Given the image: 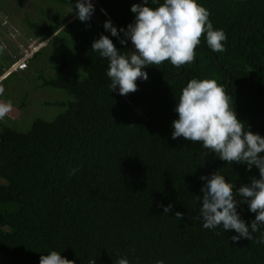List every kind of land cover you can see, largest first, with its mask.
<instances>
[{"label":"trees","instance_id":"1","mask_svg":"<svg viewBox=\"0 0 264 264\" xmlns=\"http://www.w3.org/2000/svg\"><path fill=\"white\" fill-rule=\"evenodd\" d=\"M197 2L209 10L214 29L226 33V51L212 52L202 37L194 62L180 68L169 61L147 66L142 70L148 79L137 80L138 90L126 96L119 95L118 87L110 91L109 61L92 51L101 35L122 52L134 50L130 39L120 43L123 33L112 36L100 27L84 44L61 30L66 20L57 8L39 10L43 22L25 21L40 42L54 35L48 44L63 47V53L46 63L51 76L43 68L32 78L25 70L24 76L40 82L39 89L60 90L69 99L44 103L63 108L50 121L37 118L19 131L0 125V211L21 210L20 222L9 232L0 228V264H39L41 255L53 250L75 264H89L92 258L96 264H116L121 257L129 264H264V243L233 242L238 233L222 226L203 228L202 199H195L203 196L202 176L219 170L236 192L253 176L259 178L258 168L227 164L200 143L172 139L177 99L194 78L223 85L237 118L264 137V0ZM134 3L142 0H98L94 13L119 32L134 23ZM161 3L149 0L147 6ZM85 27L80 32H87ZM43 50L27 60L29 69ZM71 51L79 72L71 68ZM150 189L156 192L151 198ZM169 204L171 211L164 213ZM177 211L184 214L180 220ZM237 212L248 224L255 219L247 204L238 203ZM253 236H264V228Z\"/></svg>","mask_w":264,"mask_h":264},{"label":"clouds","instance_id":"2","mask_svg":"<svg viewBox=\"0 0 264 264\" xmlns=\"http://www.w3.org/2000/svg\"><path fill=\"white\" fill-rule=\"evenodd\" d=\"M148 4L149 0H142V3L131 6L135 20L127 29L121 28L118 32L110 20L103 25L112 36L118 37L123 33L120 43L126 45L130 39L134 50H118L106 35L92 43V51L109 61L107 77L111 80L110 91L118 87L122 96L138 90L137 80L148 79L147 72L142 70L147 66L156 67L169 61L172 66L180 68L194 62L195 50L202 37L206 36L207 47L212 52L226 51V33L223 29H214L209 10L197 0H163L155 8ZM75 8L82 22L88 21L94 11L91 0H77ZM4 91L0 84V95ZM12 110L10 100L0 102V120ZM174 110L178 118L172 121V139L183 137L200 143L207 152L215 153L227 164H246L248 170L253 166L259 170V178L253 176L250 184L241 185L236 192L233 191L234 185L219 170L211 176H202L201 180L206 181L201 188L203 196L195 198L197 201L202 199L199 208L202 227L213 229L222 226L224 231L234 230L238 235L231 237L233 242L244 238L264 243V236H253L264 228V137L250 131L237 118L232 97L215 79H191L181 90ZM77 170L72 169V174ZM237 197L241 199L238 201ZM238 203L247 204L249 211L256 214L250 224L241 219L237 212ZM171 209L169 204L163 212L169 213ZM183 215L177 211L175 218L180 220ZM39 264H75V261L53 250L41 255ZM89 264H96V259H90ZM116 264H129V260L121 257ZM155 264H164V261L157 260Z\"/></svg>","mask_w":264,"mask_h":264},{"label":"rangeland","instance_id":"3","mask_svg":"<svg viewBox=\"0 0 264 264\" xmlns=\"http://www.w3.org/2000/svg\"><path fill=\"white\" fill-rule=\"evenodd\" d=\"M68 5H63L61 2H54L52 0H0V84L3 85L5 91L3 95H0V102L11 101L13 110L3 120H0L1 126H6L11 130L19 131L25 130L30 122L37 118L45 120H52L58 115L63 108L44 106L45 102H53L55 100L66 101L69 97L60 90L54 89H39L37 86L40 82H29L28 78L24 76L25 73H29V77H34V71L39 68H43L46 76H51L52 71L46 63L55 62L59 54L63 53L62 48L57 50L53 49L48 42L53 38L47 39L44 42H40L39 37L35 36V33L29 30L26 24V20L43 22L42 14L39 13L44 9L47 12H53L55 9H63V18L66 20L65 25L61 30H68L74 33L75 36L86 44V39L89 35H92L100 27L104 28L102 20L98 17V14L92 13L91 18L88 21H77L74 19L77 16V10L75 8L76 0H64ZM98 0H91L93 5L97 4ZM66 6V7H65ZM67 11V14L64 13ZM73 17H68L74 15ZM39 22V23H40ZM86 26L87 32H80ZM66 28V29H65ZM80 29V30H79ZM46 46L45 50H43ZM43 47V48H42ZM43 50L39 60L32 63V67L29 69L27 60L31 59L35 52ZM68 58L71 60V68L75 72H79L74 64L75 56L70 52ZM14 56H17V60L13 62ZM12 60V61H11ZM10 64V65H9ZM23 64L25 65L23 67ZM9 65V67H8ZM22 66L23 68H20ZM21 70H20V69ZM29 71H28V70ZM20 71H23L21 73ZM8 77L6 80L4 78ZM26 94V99L23 97ZM8 100H5V98ZM24 102V105H22ZM28 122V123H27ZM169 179V175L167 174ZM173 185V179L169 180ZM149 189V188H148ZM153 190V189H150ZM156 195V192L149 193V197ZM165 201H168L166 196H162ZM163 216L161 207H157ZM21 218L20 209H8L0 211V228L9 232L10 226L18 224ZM165 219L172 222V216H166ZM164 219V220H165Z\"/></svg>","mask_w":264,"mask_h":264},{"label":"water","instance_id":"4","mask_svg":"<svg viewBox=\"0 0 264 264\" xmlns=\"http://www.w3.org/2000/svg\"><path fill=\"white\" fill-rule=\"evenodd\" d=\"M101 11H102V9H101ZM49 39H50V38H49ZM250 118H253V117H250ZM258 121H260V119H259Z\"/></svg>","mask_w":264,"mask_h":264},{"label":"flooded vegetation","instance_id":"5","mask_svg":"<svg viewBox=\"0 0 264 264\" xmlns=\"http://www.w3.org/2000/svg\"><path fill=\"white\" fill-rule=\"evenodd\" d=\"M95 5H97V4H95Z\"/></svg>","mask_w":264,"mask_h":264}]
</instances>
